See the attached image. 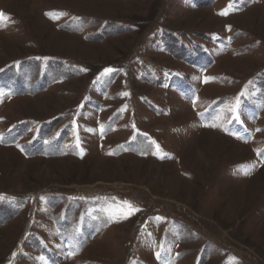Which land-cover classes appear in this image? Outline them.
Here are the masks:
<instances>
[{"label": "rangeland", "instance_id": "1", "mask_svg": "<svg viewBox=\"0 0 264 264\" xmlns=\"http://www.w3.org/2000/svg\"><path fill=\"white\" fill-rule=\"evenodd\" d=\"M229 5L0 0V264H264V0Z\"/></svg>", "mask_w": 264, "mask_h": 264}, {"label": "snow or ice", "instance_id": "2", "mask_svg": "<svg viewBox=\"0 0 264 264\" xmlns=\"http://www.w3.org/2000/svg\"><path fill=\"white\" fill-rule=\"evenodd\" d=\"M233 4V0H230V7L232 6ZM221 15H226L227 13L226 12H221L220 13ZM7 17L3 14V13H0V20H6ZM112 71L111 69H105V72H110ZM127 207L129 208V214H131L132 212L134 211H138V209H135L129 202H124Z\"/></svg>", "mask_w": 264, "mask_h": 264}]
</instances>
